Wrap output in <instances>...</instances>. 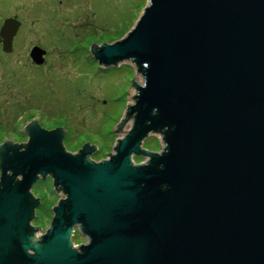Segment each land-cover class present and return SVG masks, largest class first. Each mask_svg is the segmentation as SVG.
Returning a JSON list of instances; mask_svg holds the SVG:
<instances>
[{
    "label": "water",
    "instance_id": "water-1",
    "mask_svg": "<svg viewBox=\"0 0 264 264\" xmlns=\"http://www.w3.org/2000/svg\"><path fill=\"white\" fill-rule=\"evenodd\" d=\"M19 26L3 21L4 51ZM90 51L142 79L121 136L99 161L36 120L0 144V264H264V0H146ZM149 135L158 150L142 148ZM46 177L62 197L37 236L32 187ZM74 230L89 242L74 247Z\"/></svg>",
    "mask_w": 264,
    "mask_h": 264
},
{
    "label": "rangeland",
    "instance_id": "rangeland-1",
    "mask_svg": "<svg viewBox=\"0 0 264 264\" xmlns=\"http://www.w3.org/2000/svg\"><path fill=\"white\" fill-rule=\"evenodd\" d=\"M145 4L146 0H0L2 15L20 21L13 38L19 40L17 53L11 68L0 74V134L12 127L21 135L22 125L33 117L46 128L61 127L70 152L87 144L94 147L91 157L109 153L121 136L115 133L116 125L126 105L134 103L132 80L139 84L142 79L128 60L100 66L90 48L122 37ZM39 43L47 51V62L33 68L26 50ZM130 124L126 120L123 130ZM159 147L157 135L142 142L147 151ZM135 159L144 161L146 156ZM32 192L40 198L32 223L45 230L44 222L48 226L52 217L49 206L62 195L53 193L47 178L35 182Z\"/></svg>",
    "mask_w": 264,
    "mask_h": 264
},
{
    "label": "flooded vegetation",
    "instance_id": "flooded-vegetation-1",
    "mask_svg": "<svg viewBox=\"0 0 264 264\" xmlns=\"http://www.w3.org/2000/svg\"><path fill=\"white\" fill-rule=\"evenodd\" d=\"M12 16H14V15H2V13H1V11H0V28H1V26H2V24H3V21L6 19V18H8V17H12ZM15 17V16H14ZM19 29V28H18ZM18 31V30H17ZM14 38V37H13ZM19 42V40H12L11 41V47H10V50L9 51H4L3 50V45H2V40H1V38H0V74H1V72L4 70V68L6 67V68H11V65H12V62H13V54H15L16 55V53H17V46H18V43ZM35 45V44H34ZM34 45H30L29 47H28V49L26 50V54H27V59L28 60H30V63L29 64H31L30 66L31 67H33V68H35V67H37V68H42L43 66H44V63H45V61L47 62V51H45L46 49H45V47L43 46L42 47V45L39 43V44H36L35 46H39L41 49H43L44 50V54L42 55V57H43V62L41 63V64H35L33 61H32V59H31V57H30V51H31V49H32V47H34ZM32 120H36L37 121V123L41 126V127H43V128H46V127H44L42 124H40L39 122H38V120L37 119H35V118H30L29 120H27L23 125H22V127H21V135H18L19 133H16L15 131V129H13L12 127H10L9 129H7V131L5 132V133H2V134H0V144L4 141V140H10L11 142H17V143H21V142H24V141H26V135L23 133V131H22V129H23V127H24V125H26L27 123H29L30 121H32ZM48 128L47 129H51L52 127L51 126H47ZM12 132H14L15 134L13 135V136H11V133ZM111 152V151H110ZM109 152V153H110ZM108 156V153L105 155V156H102V157H98V158H94V157H91V155H90V158H92L94 161H99V160H103V159H106V158H108L107 157ZM137 157H139V156H137ZM132 161L133 162H136V163H139V162H142L140 159L139 160H136L135 159V156H132ZM47 179H50V178H48V177H46ZM51 180V179H50ZM53 191V193H55L54 192V190H52ZM57 200V199H56ZM56 200H55V202H56ZM55 202H53V203H51V205L49 206V211H50V214H51V216H52V206H53V204L55 203ZM76 229V228H75ZM41 231V230H40ZM43 232H44V230H43ZM79 235V233H76V230H74V236H78ZM80 236V235H79ZM78 236V237H79Z\"/></svg>",
    "mask_w": 264,
    "mask_h": 264
},
{
    "label": "clouds",
    "instance_id": "clouds-1",
    "mask_svg": "<svg viewBox=\"0 0 264 264\" xmlns=\"http://www.w3.org/2000/svg\"><path fill=\"white\" fill-rule=\"evenodd\" d=\"M44 227H47V222H44ZM43 232V228L41 229V231L37 232L36 235L39 236L41 233ZM73 239L75 240V242L73 243L74 247H77L79 243H88V239L86 237H80L79 239H76V237L74 236Z\"/></svg>",
    "mask_w": 264,
    "mask_h": 264
},
{
    "label": "trees",
    "instance_id": "trees-1",
    "mask_svg": "<svg viewBox=\"0 0 264 264\" xmlns=\"http://www.w3.org/2000/svg\"><path fill=\"white\" fill-rule=\"evenodd\" d=\"M125 30H126V27H125ZM125 30H124V31H125ZM121 33H122V31H121ZM55 124H56V123H55ZM50 126H51V125H50Z\"/></svg>",
    "mask_w": 264,
    "mask_h": 264
},
{
    "label": "bare ground",
    "instance_id": "bare-ground-1",
    "mask_svg": "<svg viewBox=\"0 0 264 264\" xmlns=\"http://www.w3.org/2000/svg\"><path fill=\"white\" fill-rule=\"evenodd\" d=\"M141 82H142V80H141Z\"/></svg>",
    "mask_w": 264,
    "mask_h": 264
}]
</instances>
